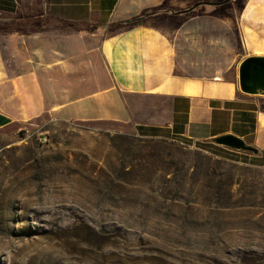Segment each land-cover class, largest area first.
Listing matches in <instances>:
<instances>
[{
    "label": "rangeland",
    "instance_id": "rangeland-1",
    "mask_svg": "<svg viewBox=\"0 0 264 264\" xmlns=\"http://www.w3.org/2000/svg\"><path fill=\"white\" fill-rule=\"evenodd\" d=\"M210 1L171 24L179 73L230 78L264 56V8ZM245 98L263 118L264 96ZM127 99L131 123L45 113L0 130V264H264V157L142 137L133 122L170 102Z\"/></svg>",
    "mask_w": 264,
    "mask_h": 264
},
{
    "label": "crops",
    "instance_id": "crops-1",
    "mask_svg": "<svg viewBox=\"0 0 264 264\" xmlns=\"http://www.w3.org/2000/svg\"><path fill=\"white\" fill-rule=\"evenodd\" d=\"M194 1L0 0V114L11 119L4 127L45 113L64 122L131 123L127 98L158 96L170 107L133 122L142 137L220 151L226 148L214 138L231 134L264 157V117L240 92L238 72L230 78L179 73L173 38L183 29L171 24L220 7L201 0L219 5L188 11ZM255 3L262 12L264 0ZM254 35L245 31L246 38Z\"/></svg>",
    "mask_w": 264,
    "mask_h": 264
},
{
    "label": "water",
    "instance_id": "water-1",
    "mask_svg": "<svg viewBox=\"0 0 264 264\" xmlns=\"http://www.w3.org/2000/svg\"><path fill=\"white\" fill-rule=\"evenodd\" d=\"M225 3V2H222ZM200 5H219L212 3H197L188 11ZM238 86L242 94L248 96H264V56H251L245 58L238 67ZM11 123V119L0 114V128ZM214 143L218 146L239 151L258 154V150L241 138L231 134L222 135L214 138Z\"/></svg>",
    "mask_w": 264,
    "mask_h": 264
},
{
    "label": "bare ground",
    "instance_id": "bare-ground-1",
    "mask_svg": "<svg viewBox=\"0 0 264 264\" xmlns=\"http://www.w3.org/2000/svg\"><path fill=\"white\" fill-rule=\"evenodd\" d=\"M27 195H30V193H28ZM27 198V197H26ZM28 199V198H27ZM22 201V200H21ZM24 201H26V200H24ZM37 201V200H36ZM35 200H27L26 202H23L22 203V208H24V207H27L26 205H28L29 203H31V202H33V204H34V202H36ZM38 202V201H37ZM18 205H19V203H18ZM39 210V209H38ZM32 213H33V215H32V218H33V220H36V221H40L41 219H39V211H37V210H34V211H32Z\"/></svg>",
    "mask_w": 264,
    "mask_h": 264
},
{
    "label": "trees",
    "instance_id": "trees-1",
    "mask_svg": "<svg viewBox=\"0 0 264 264\" xmlns=\"http://www.w3.org/2000/svg\"><path fill=\"white\" fill-rule=\"evenodd\" d=\"M139 22H140V19H137V20L131 21L129 23H131V24H138Z\"/></svg>",
    "mask_w": 264,
    "mask_h": 264
},
{
    "label": "built area",
    "instance_id": "built-area-1",
    "mask_svg": "<svg viewBox=\"0 0 264 264\" xmlns=\"http://www.w3.org/2000/svg\"><path fill=\"white\" fill-rule=\"evenodd\" d=\"M39 141H41V142H46L47 141V139L46 138H39Z\"/></svg>",
    "mask_w": 264,
    "mask_h": 264
}]
</instances>
